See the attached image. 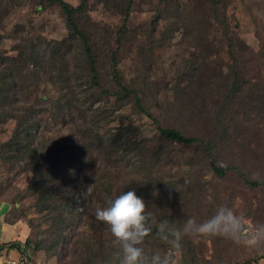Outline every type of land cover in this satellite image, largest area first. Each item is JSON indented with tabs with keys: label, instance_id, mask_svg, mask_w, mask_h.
<instances>
[{
	"label": "trees",
	"instance_id": "1",
	"mask_svg": "<svg viewBox=\"0 0 264 264\" xmlns=\"http://www.w3.org/2000/svg\"><path fill=\"white\" fill-rule=\"evenodd\" d=\"M10 1L13 0H0V6L5 7ZM98 1L110 3L124 21L130 19L137 2ZM87 2L81 0L73 7L65 0H38L39 8L59 9L66 36L51 41L25 37L13 64H5L3 59L0 62V123L14 122L10 138L0 144V160L31 174L27 194L39 215L43 216L41 223L37 221L30 227L31 221L24 219L19 208L7 205L3 223L20 225L25 236L22 243L1 244L0 258H4L1 250L8 247L20 251L21 263L26 261L25 264L31 256L39 254L57 259L66 256L68 264H108L113 252L111 235L94 213L122 189L135 190L158 219L182 226L190 217L189 209L194 204L195 194L205 190V184L200 183L202 175L221 181L233 171L247 186L264 188V181H249L233 167L216 161L215 155L221 152L219 147L231 140V144H225L230 150L238 136L235 138L230 124L221 122L226 108L216 110L211 104L203 105L213 98V86L222 92L221 106H227L248 88L249 82L238 70V55L244 47L242 42L236 37L234 40L228 38L230 34L223 32L227 41L224 54L229 61L225 74L214 70L219 66L216 64L205 80H194V71L188 69L190 63L183 62L185 72H177L170 79L171 99L167 106L156 105L160 114L151 113L152 101H146L145 97L148 89L157 87L156 83L146 79H125L120 70V52L127 33L125 23L118 30L115 50L108 56V79L103 76L98 63L105 54L104 42L109 38V31L99 25H88ZM162 2L165 5H158L157 14L176 8L174 12L177 13V24H180L177 8L182 5L173 0ZM209 3L211 8L217 7L213 0H208ZM159 21L156 19L151 24L156 33L160 32ZM177 24L169 21L168 27L159 33L162 45L177 34L180 29ZM152 30L150 33L154 37ZM216 54L219 56L220 52ZM45 69L51 75L49 85L57 92V97L40 95L32 103L26 92L31 87L39 90V85L45 84L40 76ZM214 74L218 76L214 77ZM157 88L158 93L167 89L161 84ZM256 98L253 105L264 114V92ZM172 108L187 110L185 114L189 116L197 113L200 115L197 119L206 114L207 130L203 131V136L188 135L178 128L163 126L161 114L166 110L171 112ZM198 108L203 109L202 112ZM236 108V114L242 116V124L249 125L254 121L243 114L241 106ZM262 118L264 115L257 120ZM137 119L149 121L154 129L151 137L140 138ZM40 131L52 134L54 138L49 141L46 135L40 137ZM176 149L193 151L181 176L173 175L169 166ZM90 221L99 223L101 228L87 235L81 229ZM147 247L152 251L165 250V246L155 239L149 240ZM65 251L69 255H64ZM199 261L196 245L186 238L178 264H199ZM240 264H264V258H251Z\"/></svg>",
	"mask_w": 264,
	"mask_h": 264
},
{
	"label": "rangeland",
	"instance_id": "2",
	"mask_svg": "<svg viewBox=\"0 0 264 264\" xmlns=\"http://www.w3.org/2000/svg\"><path fill=\"white\" fill-rule=\"evenodd\" d=\"M65 1L73 7L81 3V0ZM173 1L182 5L177 8L180 13V24H177V13L174 12L176 8H173L172 12L157 14L158 5L166 1L163 3L162 0H137L130 19L124 21L123 17L116 14L110 3L88 0L87 20L85 19L88 25H99L109 31V38L104 42L105 54L101 57V63H98V66L102 67L103 76L108 79L110 71L108 56L115 50L118 30L125 23L127 33L122 42L123 48L119 60L121 73L125 79L132 78L139 81L146 79L156 83L157 87L161 84V87L167 88L164 91L161 89L160 93L157 92V87L148 89L147 98L145 97L146 101L149 99L152 101L151 113L160 114L161 110L156 105L167 106V101L171 99L170 79L175 77L177 72L179 74L185 72L183 62L190 63L191 68L188 69L194 71L192 74L194 80L196 78L205 80L216 64L219 66L214 70L225 74L229 61L224 54L227 41L222 34L227 31L228 35L230 34L228 38L233 40L234 37L238 38L244 46L238 55V70L249 82L248 88L241 91L227 106H221L222 92L213 86V98L203 105L211 104L216 110L226 108L221 122L230 124L231 129L235 131V138L238 136L234 147L230 148L231 151L225 147L226 143L231 144V140L219 147L221 152L215 155L216 161L233 167L249 181H264V144L262 143L264 118L257 120V117L264 114H260L257 105H253L254 101L258 100L256 95L260 96L264 92V0H213L217 5L216 8H211L208 0ZM37 3L38 0H13L5 7L0 6L1 63L4 60L5 64H13L25 37L30 39L40 37L44 41H51L66 36L59 9L56 7L43 9V6L39 8ZM156 19H160L158 22L160 32L168 27L169 21L175 22L180 28L165 45H162L160 32L156 33L151 28V24ZM151 30L154 37L151 36ZM235 45L237 44H234V47ZM217 52H220L219 56ZM40 76L45 84L39 85V90L31 87L26 92L32 103L36 102V98L40 95L57 97V92L49 85L50 73L45 69L40 72ZM217 76L214 74V77ZM237 105L241 106L244 115L254 120L251 124L250 121L249 125L240 122L242 116L236 114ZM198 109L201 112L203 110ZM128 111L129 109L127 113L130 114ZM185 111L180 108H172L171 112L166 110L162 112L160 122L165 127L178 128L188 135L203 136V131L207 130V115L197 119L196 117H200L199 114L195 113V117L189 116ZM137 120L140 138L151 137L154 129L150 127L149 121ZM13 129L12 120L0 123V144L10 138ZM210 130L213 128L211 127ZM39 134L40 137L48 136L49 141L54 138V135L45 131H40ZM192 153L191 149H176L173 161L169 165L173 175L181 176L184 173L187 169L186 162L191 158ZM1 156L0 153V158ZM19 165L22 167L23 163L20 162ZM202 176L199 182L205 184V190L195 194V200L192 201L194 204L189 209L190 217L203 221L209 218L219 205L226 204L237 212H243L252 222L264 221V188L255 189L247 186L233 171L221 181L213 179L210 175ZM30 178V173L21 172L17 168H12V164H3L0 160L2 205L19 208L23 212L24 219L31 221L30 227H34L37 221L42 222L43 216L39 215L27 194ZM100 228L99 223L90 221L81 230L87 235H92ZM193 244L197 247L199 264H240L243 260L264 258V255L249 252L221 238L202 239ZM64 255H69L68 251H65ZM15 257L22 259V254L17 253ZM179 259L180 257L178 261ZM25 263L26 261H22V264ZM28 264H68V258L64 256L57 259L51 255L39 254L35 257L31 256Z\"/></svg>",
	"mask_w": 264,
	"mask_h": 264
},
{
	"label": "clouds",
	"instance_id": "3",
	"mask_svg": "<svg viewBox=\"0 0 264 264\" xmlns=\"http://www.w3.org/2000/svg\"><path fill=\"white\" fill-rule=\"evenodd\" d=\"M94 215L111 235L113 252L108 264H178L186 238L193 242L221 238L264 255V221L252 222L243 212L226 204L219 205L203 221L189 217L177 226L167 219H158L135 190L122 189L105 206L96 208ZM151 239L158 240L165 250H150L147 243Z\"/></svg>",
	"mask_w": 264,
	"mask_h": 264
},
{
	"label": "crops",
	"instance_id": "4",
	"mask_svg": "<svg viewBox=\"0 0 264 264\" xmlns=\"http://www.w3.org/2000/svg\"><path fill=\"white\" fill-rule=\"evenodd\" d=\"M7 209H8L7 207H4V205L0 203V245L8 244L10 242L22 243L25 236L24 228H20V225L8 226L3 223L2 220L3 213L7 211ZM1 251H3L1 256H3L4 258H13V259H16L15 256L17 255V253L20 252L15 248H8V247L4 248Z\"/></svg>",
	"mask_w": 264,
	"mask_h": 264
},
{
	"label": "built area",
	"instance_id": "5",
	"mask_svg": "<svg viewBox=\"0 0 264 264\" xmlns=\"http://www.w3.org/2000/svg\"><path fill=\"white\" fill-rule=\"evenodd\" d=\"M0 264H22L20 259L0 258Z\"/></svg>",
	"mask_w": 264,
	"mask_h": 264
}]
</instances>
